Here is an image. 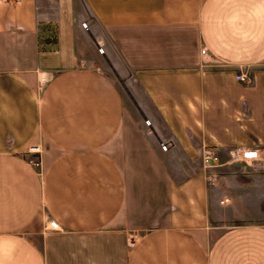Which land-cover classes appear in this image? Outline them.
Wrapping results in <instances>:
<instances>
[{"label":"crops","instance_id":"crops-1","mask_svg":"<svg viewBox=\"0 0 264 264\" xmlns=\"http://www.w3.org/2000/svg\"><path fill=\"white\" fill-rule=\"evenodd\" d=\"M85 34L141 73L139 116ZM202 145L214 179L174 176ZM230 190L264 196V0L0 3V264H264L263 220L220 221Z\"/></svg>","mask_w":264,"mask_h":264},{"label":"rangeland","instance_id":"rangeland-1","mask_svg":"<svg viewBox=\"0 0 264 264\" xmlns=\"http://www.w3.org/2000/svg\"><path fill=\"white\" fill-rule=\"evenodd\" d=\"M98 46L102 52L98 51ZM79 54L83 55L87 66H95L105 73L118 87L122 96L126 99L131 110L139 116L140 110L136 105V88L139 85L138 77L140 78L141 73H136L133 70L125 67L116 53L111 49L109 55L104 50V46L95 45L93 41L85 34V38L82 42V46L79 49ZM140 125L146 126L144 121L140 119ZM169 149V148H168ZM167 149V150H168ZM171 168L175 176V171L181 175L189 177L191 180L196 181L198 176L203 179V171L199 167V153L197 152H185L175 154L173 156ZM241 191V194H239ZM230 190L226 191L223 196L227 197V201L224 205L220 204V221L223 222L224 226L231 223L240 222L237 219H231L225 215L223 210L231 208L236 205L237 209L245 217V219H256L259 218L264 221V196L250 195L249 193L242 194V190ZM250 192V191H249ZM230 197V198H229ZM233 198V203H230V199ZM229 199V200H228ZM222 202L225 201L221 197ZM219 207V206H218Z\"/></svg>","mask_w":264,"mask_h":264},{"label":"built area","instance_id":"built-area-1","mask_svg":"<svg viewBox=\"0 0 264 264\" xmlns=\"http://www.w3.org/2000/svg\"><path fill=\"white\" fill-rule=\"evenodd\" d=\"M19 0H0V3H6V4H14L18 2ZM82 28L87 30V24L85 22L80 23ZM98 51L102 52L101 48L98 46ZM204 48H200V53L202 55H205ZM51 76V73L48 71H37V84L38 88H42L44 83L49 79ZM233 78H235L236 81L242 82V83H249L250 78L246 71L244 70H238L234 75ZM144 124L148 125V121L144 120ZM170 141L165 142H159L160 149L162 151H165L168 146H170ZM36 147H33L32 151H37ZM231 158L234 161H254L259 157V151L257 149L253 148H239L231 151ZM200 166L202 167L204 178L207 180V182H211L212 179L215 177V169L218 168L220 165V160L218 153L215 151V149L211 145H202L200 150ZM33 165H37L38 161L34 160L31 161ZM47 229L48 230H59L57 223L54 220H50L47 222Z\"/></svg>","mask_w":264,"mask_h":264}]
</instances>
